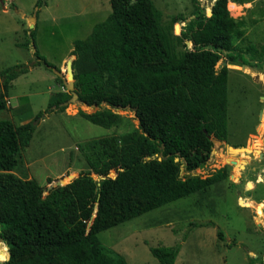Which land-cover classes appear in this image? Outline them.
I'll return each mask as SVG.
<instances>
[{"label": "trees", "instance_id": "trees-1", "mask_svg": "<svg viewBox=\"0 0 264 264\" xmlns=\"http://www.w3.org/2000/svg\"><path fill=\"white\" fill-rule=\"evenodd\" d=\"M227 1L213 0L209 14L202 6L196 8L180 30V54H173L158 31L152 0H109L108 15L85 38L73 41L78 99L87 106L131 109L139 130L120 134L115 147L89 160L91 171L72 181L43 187L17 175L13 169L20 148L32 137L33 120L14 125L0 118V237L9 253L4 259L5 246L0 244L2 264H128L100 243L98 232L227 178L225 165L206 176L193 174L209 160L212 139L228 136L226 64L264 65L263 47L237 42L244 35V20L230 14ZM28 35L35 64L53 66L35 46V26L28 28ZM222 57L225 64L216 68ZM27 65L0 69V110L10 81ZM70 96L69 91L59 92L46 109ZM81 115L106 128L120 119L109 108ZM99 140L103 149L111 145L108 138ZM181 164L184 176L179 175ZM111 170L116 175L97 184ZM216 234L223 238L219 228ZM179 249L180 243L149 247L157 264H173ZM247 264L264 261L250 257Z\"/></svg>", "mask_w": 264, "mask_h": 264}, {"label": "rangeland", "instance_id": "rangeland-1", "mask_svg": "<svg viewBox=\"0 0 264 264\" xmlns=\"http://www.w3.org/2000/svg\"><path fill=\"white\" fill-rule=\"evenodd\" d=\"M36 1L0 0V69L28 64L25 72L10 81L0 118L14 125L33 120L32 137L27 146L20 148L13 171L48 187L58 178L91 171L90 159L109 152L120 134L139 129L129 108H111L105 103L87 106L70 96L46 109L59 92L69 91L72 95L63 79L67 80V59L76 56L70 53L73 41L85 38L93 25L108 15L110 4L109 0H39L36 5ZM152 1L159 14L158 31L166 36L173 54H180L184 49L181 28L198 6L208 13L212 0ZM228 6L237 8L231 10ZM227 8L235 19L244 20V35L237 42L242 47L253 44L258 50L264 49V0H228ZM33 12L35 46L47 62L61 70V81L50 67L35 64L28 35L32 23L28 17ZM185 44L191 47L190 42ZM224 64L222 57L215 67ZM226 66L228 136L226 140L214 138L209 160L193 174L206 176L225 165L227 178L98 232L100 243L123 256L128 264H157L149 247L176 243H180V249L173 264H247L250 257L264 259V112L258 118L264 103V65ZM102 108L111 109L120 119L106 128L81 115ZM40 111L42 114L37 116ZM100 138H108L111 145L103 149ZM235 144L253 151L230 152L227 146ZM114 173L111 170L101 175L100 181L114 177ZM48 178L52 179L49 183ZM254 199L259 202L254 204ZM217 228L223 238L217 236Z\"/></svg>", "mask_w": 264, "mask_h": 264}, {"label": "water", "instance_id": "water-1", "mask_svg": "<svg viewBox=\"0 0 264 264\" xmlns=\"http://www.w3.org/2000/svg\"><path fill=\"white\" fill-rule=\"evenodd\" d=\"M209 4L211 5L212 1ZM209 13H210V11H208V14ZM28 20L32 21V23L29 24V27L32 28L33 25H34V22H35V12H33L32 16L28 17ZM34 50H35V48L33 49V51ZM244 66H245L244 64H241L242 68ZM49 67L51 68V70H53V72H55V74L57 76L62 77L61 70L57 69L54 66H49ZM65 67H66V74H67L66 78H67V80L63 79V84H64V86L66 87L67 90H71L72 91V95H71L70 99L80 102V100L77 97V93L75 92L74 87H73V72H72V59L71 58L67 59ZM263 112H264V103L262 105V108L259 110L258 118H261ZM212 140L214 141V138ZM227 148L230 149L231 151H239V150H244V151H249V152L253 151L251 148H248L246 146H231V145H228ZM174 160L177 161L178 157H175ZM183 173H184V166H183V164H181L180 165V169H179V175L181 176ZM114 174L116 175V172ZM94 175H97V174H93V176ZM77 176L78 175L69 176V178H67L66 181L64 180L65 177L58 178L52 184H49L48 187H51L52 185H62V184L68 183V182L72 181L74 178H76ZM99 183H100V180H97V184H99ZM240 201L243 204V200L240 199ZM252 202L255 204V203H258L259 200L258 199H254V200H252ZM0 244L4 245L1 237H0ZM8 257H9V253L7 252L5 259H7Z\"/></svg>", "mask_w": 264, "mask_h": 264}, {"label": "crops", "instance_id": "crops-1", "mask_svg": "<svg viewBox=\"0 0 264 264\" xmlns=\"http://www.w3.org/2000/svg\"><path fill=\"white\" fill-rule=\"evenodd\" d=\"M212 1H213V0H212ZM229 2H230V1H229ZM232 3H233V2H232ZM228 7H229V6H228ZM236 8H237V6H236V7H232V8L229 7V9H231V10H232V9H236Z\"/></svg>", "mask_w": 264, "mask_h": 264}, {"label": "bare ground", "instance_id": "bare-ground-1", "mask_svg": "<svg viewBox=\"0 0 264 264\" xmlns=\"http://www.w3.org/2000/svg\"><path fill=\"white\" fill-rule=\"evenodd\" d=\"M229 150H230V149H229ZM230 152H235V151H231V150H230ZM219 153H220V152H219ZM228 162H229V161H228ZM235 162H236V161H235ZM243 163H244V162H243Z\"/></svg>", "mask_w": 264, "mask_h": 264}]
</instances>
